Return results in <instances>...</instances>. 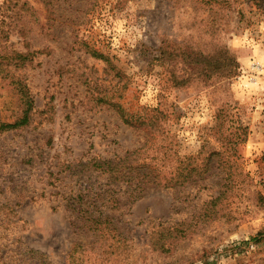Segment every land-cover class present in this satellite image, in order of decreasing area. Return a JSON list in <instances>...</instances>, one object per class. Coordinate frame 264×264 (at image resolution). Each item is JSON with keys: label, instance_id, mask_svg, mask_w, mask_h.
<instances>
[{"label": "rangeland", "instance_id": "374dc122", "mask_svg": "<svg viewBox=\"0 0 264 264\" xmlns=\"http://www.w3.org/2000/svg\"><path fill=\"white\" fill-rule=\"evenodd\" d=\"M198 1L0 0V127L31 102L26 126L0 130V264H69L92 240L82 196L106 190L124 240L73 264H264V240L250 241L264 233V16L225 9L214 34ZM219 49L236 76L180 85L184 63ZM129 152L133 167L192 178L133 193L91 169Z\"/></svg>", "mask_w": 264, "mask_h": 264}, {"label": "trees", "instance_id": "16d2710c", "mask_svg": "<svg viewBox=\"0 0 264 264\" xmlns=\"http://www.w3.org/2000/svg\"><path fill=\"white\" fill-rule=\"evenodd\" d=\"M198 2L201 7L208 12L213 10L214 24L211 27V31L214 34L223 33L219 17L223 15V11L225 9L230 11L236 6H241L242 3H247L258 15L264 16V0H199ZM212 6H215V9H213ZM219 50L220 51L213 56H206L205 54L195 55L196 58L194 60L184 63L189 74L185 81L180 80V82H182L180 85H184L186 81H200L201 83H208L216 79V82H220L224 79L227 80L236 76L238 70V63L236 59L231 56L226 49ZM21 94L22 93H20V95ZM22 99H25V95H22ZM28 99L29 98H27L26 106L29 107L23 110L21 115L22 117L13 124L1 126L0 130L18 129L29 123L31 102L28 101ZM160 114L161 112L159 110L153 111V116ZM142 125L144 124L142 123ZM136 154L137 152L127 153L118 166L110 160L94 163L91 166V169H94L103 175H110L114 181H118L122 185L124 184L129 186L131 189L133 188V193L144 191V189L149 186L152 188H172L174 182H177V180H181L180 184H186L192 178L191 174L194 172L193 170L186 171L185 174L183 173L177 180H175L174 177L165 179V177H163V172L159 170L143 166L133 167L131 163L128 164V162L129 159L133 158ZM110 191L112 190L95 192L92 195H89V191L88 194H84V196H82V200L78 205V228L87 234H91L92 240L88 244L78 242L72 245L71 251L67 257V262L69 264H73L72 261L75 260V255L84 249H90L93 246L105 244L108 240H114L113 243H115L117 247L120 243H122L121 239L124 240V238H122L119 234H116V230L111 223L113 218H110L107 214L110 209L116 210V204L120 203L117 199L109 196ZM114 193L116 194L115 191ZM83 198H86V200H83ZM77 201L79 202V200ZM99 202H101V204L98 207L97 204ZM108 205H110V207H107ZM94 209L95 211H103L99 212L97 215H92L90 210L93 211ZM180 232L181 231H175L173 233L168 232L167 235H161L159 241L152 243V248H154V251L167 253L168 248L166 247V244H168V242L178 241L185 238V236L181 235ZM262 240H264V233L257 234L250 241L258 244L261 243ZM112 245H110L109 248H111Z\"/></svg>", "mask_w": 264, "mask_h": 264}]
</instances>
